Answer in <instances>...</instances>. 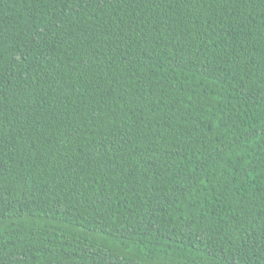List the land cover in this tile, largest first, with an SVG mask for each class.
<instances>
[{
	"label": "trees",
	"instance_id": "16d2710c",
	"mask_svg": "<svg viewBox=\"0 0 264 264\" xmlns=\"http://www.w3.org/2000/svg\"><path fill=\"white\" fill-rule=\"evenodd\" d=\"M0 264H264V0H0Z\"/></svg>",
	"mask_w": 264,
	"mask_h": 264
}]
</instances>
